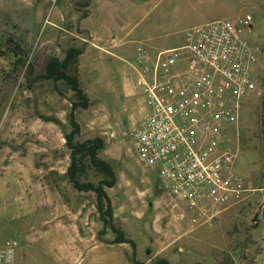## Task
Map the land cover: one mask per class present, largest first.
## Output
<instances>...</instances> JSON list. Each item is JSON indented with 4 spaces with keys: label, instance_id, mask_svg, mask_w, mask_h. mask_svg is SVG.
Returning a JSON list of instances; mask_svg holds the SVG:
<instances>
[{
    "label": "rangeland",
    "instance_id": "obj_1",
    "mask_svg": "<svg viewBox=\"0 0 264 264\" xmlns=\"http://www.w3.org/2000/svg\"><path fill=\"white\" fill-rule=\"evenodd\" d=\"M247 15L264 86V0H0V244L21 242L17 264H264V219L253 218L264 200L263 98L247 99L229 127L235 171L260 191L211 219L170 208L132 137L144 114L130 65L138 46L177 47L194 25ZM70 48L81 51L86 99L47 72ZM72 113L76 141H104L112 217L70 179ZM78 177L103 178L89 166Z\"/></svg>",
    "mask_w": 264,
    "mask_h": 264
},
{
    "label": "built area",
    "instance_id": "obj_2",
    "mask_svg": "<svg viewBox=\"0 0 264 264\" xmlns=\"http://www.w3.org/2000/svg\"><path fill=\"white\" fill-rule=\"evenodd\" d=\"M252 16L216 19L188 28L184 43L153 51L140 45L130 62L134 87L143 97V120L133 132L135 154L154 167L169 206L192 221L211 219L260 191L235 171L237 152L229 127L243 103L263 98L262 48L246 33ZM264 219V200L253 216ZM21 242L0 244V264H17Z\"/></svg>",
    "mask_w": 264,
    "mask_h": 264
},
{
    "label": "trees",
    "instance_id": "obj_3",
    "mask_svg": "<svg viewBox=\"0 0 264 264\" xmlns=\"http://www.w3.org/2000/svg\"><path fill=\"white\" fill-rule=\"evenodd\" d=\"M81 51L76 48H70L64 60L53 59L47 66L49 77L61 78L67 81L74 90L78 92L80 97L86 99V96L79 86L77 72V55ZM263 114H264V97H263ZM71 123L73 125V132L66 136L67 145L71 150V166L69 168V175L71 181L77 188L95 191L102 204L99 208L102 210L104 206L108 208V214L112 217L111 199L106 192V187H113L116 184V174L112 165L99 156L100 150L104 147V141L101 138H95L86 141H76V134L79 133V125L76 122L75 115L71 114ZM87 166L97 170L102 176V180L97 184L82 183L79 179V173ZM121 242H126L125 238L120 239Z\"/></svg>",
    "mask_w": 264,
    "mask_h": 264
},
{
    "label": "crops",
    "instance_id": "obj_4",
    "mask_svg": "<svg viewBox=\"0 0 264 264\" xmlns=\"http://www.w3.org/2000/svg\"><path fill=\"white\" fill-rule=\"evenodd\" d=\"M97 262H95L94 264H96ZM97 264H99V263H97Z\"/></svg>",
    "mask_w": 264,
    "mask_h": 264
}]
</instances>
